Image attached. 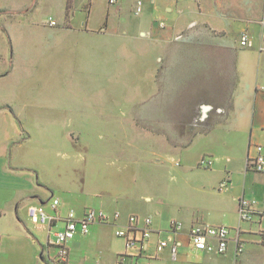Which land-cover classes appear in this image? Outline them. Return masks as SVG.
<instances>
[{"label": "crops", "instance_id": "0c3cea01", "mask_svg": "<svg viewBox=\"0 0 264 264\" xmlns=\"http://www.w3.org/2000/svg\"><path fill=\"white\" fill-rule=\"evenodd\" d=\"M139 1L143 10L135 16ZM40 6L50 7L51 14L36 17L35 10ZM50 18L57 24L50 25ZM118 25L119 31L111 28ZM245 31L253 39V47H241L240 37ZM39 34L47 44L84 42L91 46L90 54L93 51L97 54L99 46L102 52L103 40L113 37H140L154 44L152 51L143 49L137 68L140 98L137 118L154 134V142L161 141L156 139L159 134H165L174 150L179 147L195 150L194 165L188 158L186 189L194 196V191L202 190L204 194L199 201L205 208L204 213L180 209L176 218L157 210L155 216L151 215L157 232L148 245V255L154 257H142L140 262L264 264V240L260 234L264 221L256 217L251 222L239 219L231 223L239 215L241 196L255 198L257 209L264 212V173L246 170L249 156L256 154L250 145L264 147V0H119L117 4H111L110 0H0V81L12 77L24 62L21 46L15 49L13 45H22ZM66 48L60 46L57 53L82 50ZM147 53L152 57L147 58ZM103 67L108 69L109 65ZM93 68L96 70L97 66ZM66 71L65 83L82 84L83 80H74L70 71ZM15 102L11 96L0 95V264H50L45 253L53 256L57 248L49 247V239L65 227L64 217L69 211L81 217L86 208L97 207L94 206L97 203L106 208L99 209L121 212L117 225L124 224L131 213H126L121 198L114 192L121 171L109 160L91 161L86 171L98 172L102 179L109 175L108 197L97 195L95 203L88 195L76 196L72 191V177L78 178L81 173L78 149L82 143L91 147L88 141L92 140L98 151H109V139L96 138L102 135L96 123L88 126L86 139L82 129L81 132L76 128L82 119L77 105L45 102L35 107L30 102L21 106ZM81 112L84 118L92 120L97 115L89 107ZM165 112L169 114V127L156 132L159 122L155 118ZM102 115H109V111ZM206 155L215 161L209 169L219 179L218 184L212 185V177H207L191 185L193 173ZM34 159L45 162L36 163ZM55 172L64 176L56 180ZM228 176L227 189L219 190ZM55 194L61 195L60 198L54 197ZM54 200L59 201L56 208L52 206ZM32 205H43L49 215L59 219L51 228L35 224L29 215ZM172 220L184 224L174 236L180 243L176 259L169 247L155 253L158 241L171 237L168 229ZM196 223L229 227L231 240L227 252L192 249L189 234ZM104 225L109 224H94L88 235H78L67 243L73 264L116 262L121 251L108 247L93 252L90 248L94 238L103 241ZM112 225L116 230L117 225ZM237 238L244 251L236 263ZM133 262L128 259L125 264Z\"/></svg>", "mask_w": 264, "mask_h": 264}, {"label": "rangeland", "instance_id": "374dc122", "mask_svg": "<svg viewBox=\"0 0 264 264\" xmlns=\"http://www.w3.org/2000/svg\"><path fill=\"white\" fill-rule=\"evenodd\" d=\"M48 13L51 14L50 7L40 6L38 10H35L34 15L41 18ZM133 14L136 16L135 11ZM111 28L120 30L119 25L111 26ZM35 30L38 31V29ZM41 37L40 34L35 35L33 39L25 40L22 45L18 43L13 45L15 49L21 46L24 62L21 64L22 67L12 74V77L0 81V95L2 98L11 96L17 106L30 102L37 107L40 103L51 102L62 105L74 104L82 111L88 110L89 107L92 112H97L95 119L92 120L84 118L85 114L80 110L82 119L79 120L76 128L80 131L82 129L87 139L88 126L96 123L102 134L96 135V138L102 141L109 139V151H98L95 145L92 146V140L88 141L91 146H88L89 148L82 143L78 149L81 173L77 174L78 178L74 175L72 177L74 194L88 195L90 201L95 203L97 195L108 197L109 175L102 179L98 172L94 174L86 172L89 162L103 159L119 166L117 170L121 171L120 180H118L120 183L116 185L114 192L121 198L120 201L127 210L126 213L155 216L157 210H163L175 218L180 209L184 212L204 213L205 204L199 201L204 194L201 193L202 190L194 191V196L190 195L186 189L188 176L186 173H190L189 170L187 171L189 159L193 160L192 165L197 160H195V150L184 147L174 150L170 141L165 139V134L156 136V139L161 141L154 142V134L149 133V130L142 125L144 121L137 118L140 101L137 68L142 59L143 49L152 51L153 42L140 37L122 39L113 37L103 40L105 44L102 52L99 46L97 54H94V51L90 54L88 48L91 46L84 42L60 44L54 41L52 44H47ZM60 46H66V49L82 50L81 52L71 50L59 55L57 49ZM146 57L151 58V53H147ZM254 61L255 59H248V62ZM105 64L109 65L108 69L103 67ZM95 66H97L96 70L93 68ZM64 71H70L69 74L74 76V80H83L82 84H76L79 83L77 81L65 83ZM148 105L147 103L146 106ZM106 111H109V115H102ZM157 119L155 118V122L159 124L156 125V132L165 131L170 122L168 112ZM107 129L109 135L106 134ZM74 155L77 159L76 151ZM29 162L32 163V157ZM33 162L41 164L45 162V159L37 161L34 159ZM40 168L43 174V167ZM196 168L191 185L201 183L207 177H212V185L218 184L219 179L215 177L211 169L200 166ZM63 176L57 172L54 175L56 180ZM60 196L55 194L54 197L59 199ZM94 206L104 208L97 203ZM239 219L238 215L232 219L231 223H237ZM103 228V241L94 238L90 245L92 251L96 252L109 247V249L124 252V241L116 236L115 227L104 225Z\"/></svg>", "mask_w": 264, "mask_h": 264}, {"label": "built area", "instance_id": "2783aa9c", "mask_svg": "<svg viewBox=\"0 0 264 264\" xmlns=\"http://www.w3.org/2000/svg\"><path fill=\"white\" fill-rule=\"evenodd\" d=\"M119 0H110L111 4H117ZM143 10L142 1L137 2L135 8L136 15H140ZM49 24L54 26L56 21L50 18ZM161 27H165L163 22H160ZM240 45L243 48H250L254 46L253 39L247 31L243 32L240 37ZM256 154L250 155L246 170H253L259 173H264V147L261 144H251ZM215 161L211 156H203L199 161V166L204 168H212ZM230 183V177L224 179L220 185L219 190L227 189ZM59 204L58 200H54L52 206L56 208ZM239 216L242 222H251L256 217L264 221V212L257 209V200L241 196L238 200ZM29 215L32 221L37 225L48 226L51 228L52 224L59 219L57 216H51L46 211L43 205H32L29 208ZM121 212L117 211L110 213L104 209L97 207L86 208L83 216L79 217L75 211L71 210L64 217L65 227L53 233L49 239V247H56L57 253L51 256L49 252L45 253L46 259L50 264H73L70 260V250L67 243L78 235H88L91 232V227L94 224H116L121 219ZM153 217L151 215H139L131 213L127 216L126 222L117 225L115 234L117 237L123 239L125 251L119 254L114 264H125L128 259L134 260L133 264H148L140 262L142 257L149 259L154 256L148 255V245L151 236L157 232L153 226ZM184 227V224L179 220H172L169 225L168 232L171 234L169 239H161L156 245L155 253L162 252L165 248H170L171 255L174 259L177 258L180 243L174 238L179 234ZM240 233V231L238 232ZM261 237L264 240V229L260 231ZM190 243L192 249L196 251L215 252L218 254H225L229 247L231 240V229L226 226H215L208 223H196L190 228ZM244 251V246L239 243V238L236 239V251L234 254V261L237 263L239 256ZM94 264H103L102 262H95Z\"/></svg>", "mask_w": 264, "mask_h": 264}, {"label": "bare ground", "instance_id": "6f19581e", "mask_svg": "<svg viewBox=\"0 0 264 264\" xmlns=\"http://www.w3.org/2000/svg\"><path fill=\"white\" fill-rule=\"evenodd\" d=\"M241 244V243H240Z\"/></svg>", "mask_w": 264, "mask_h": 264}]
</instances>
